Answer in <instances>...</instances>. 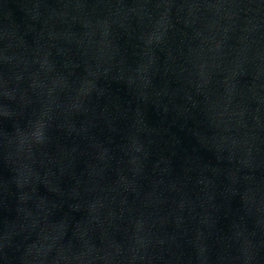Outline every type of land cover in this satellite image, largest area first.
<instances>
[{"label":"water","instance_id":"water-1","mask_svg":"<svg viewBox=\"0 0 264 264\" xmlns=\"http://www.w3.org/2000/svg\"><path fill=\"white\" fill-rule=\"evenodd\" d=\"M0 264H264V0H0Z\"/></svg>","mask_w":264,"mask_h":264}]
</instances>
